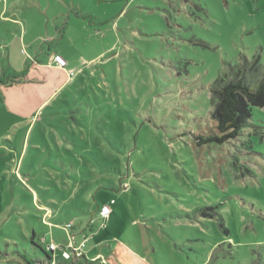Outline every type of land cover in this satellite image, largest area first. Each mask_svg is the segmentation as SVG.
<instances>
[{
  "label": "rangeland",
  "instance_id": "rangeland-1",
  "mask_svg": "<svg viewBox=\"0 0 264 264\" xmlns=\"http://www.w3.org/2000/svg\"><path fill=\"white\" fill-rule=\"evenodd\" d=\"M254 58L264 0H0V264H264V107L195 140Z\"/></svg>",
  "mask_w": 264,
  "mask_h": 264
},
{
  "label": "trees",
  "instance_id": "trees-1",
  "mask_svg": "<svg viewBox=\"0 0 264 264\" xmlns=\"http://www.w3.org/2000/svg\"><path fill=\"white\" fill-rule=\"evenodd\" d=\"M209 91L214 104L211 118L215 123V133L206 138L197 137V146L210 143L222 145L228 139L235 140L240 131L249 125L251 107H264V68L258 58L251 62L244 59L241 65L234 67L228 65L227 72L215 79ZM47 263H51V258L47 256L43 261H29V264Z\"/></svg>",
  "mask_w": 264,
  "mask_h": 264
},
{
  "label": "built area",
  "instance_id": "built-area-1",
  "mask_svg": "<svg viewBox=\"0 0 264 264\" xmlns=\"http://www.w3.org/2000/svg\"><path fill=\"white\" fill-rule=\"evenodd\" d=\"M50 62L52 64L56 65L58 68H61V69L66 66V62L59 55H53L51 57ZM110 214H111V209L107 205H102L96 211V218L103 220V221H106L109 218ZM69 228H70L69 225H67L65 227L66 230H68ZM86 238H87V236L83 237L82 241L77 245V247L75 249L76 252L81 251V249L84 247ZM48 249L50 251L56 250L55 246H53V245H49ZM78 254H80V252Z\"/></svg>",
  "mask_w": 264,
  "mask_h": 264
},
{
  "label": "crops",
  "instance_id": "crops-1",
  "mask_svg": "<svg viewBox=\"0 0 264 264\" xmlns=\"http://www.w3.org/2000/svg\"><path fill=\"white\" fill-rule=\"evenodd\" d=\"M52 56H53V55H49V56H48V59H47V63H46V64H48V65H52V63L50 62ZM99 207H100V206H98V207L96 208V211H97V209H98ZM110 216H111V214H110ZM110 216H109V218H110ZM109 218H108V219H109ZM108 219H107V220H108ZM107 220H106V221H107ZM84 237H85V236H84Z\"/></svg>",
  "mask_w": 264,
  "mask_h": 264
}]
</instances>
